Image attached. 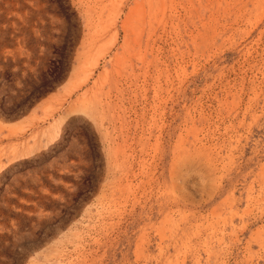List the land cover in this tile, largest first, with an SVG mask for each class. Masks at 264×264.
<instances>
[{"label":"rangeland","instance_id":"obj_1","mask_svg":"<svg viewBox=\"0 0 264 264\" xmlns=\"http://www.w3.org/2000/svg\"><path fill=\"white\" fill-rule=\"evenodd\" d=\"M0 264H264V0H0Z\"/></svg>","mask_w":264,"mask_h":264},{"label":"bare ground","instance_id":"obj_2","mask_svg":"<svg viewBox=\"0 0 264 264\" xmlns=\"http://www.w3.org/2000/svg\"><path fill=\"white\" fill-rule=\"evenodd\" d=\"M50 135H47L46 137H49ZM31 146V145H30ZM33 149V148H32ZM32 149H28L29 151H25L24 153H21V155H29V154H31L33 151H32ZM31 150V151H30ZM16 152V151H15ZM17 153V152H16ZM18 154V153H17ZM20 155V156H21ZM23 157V156H22Z\"/></svg>","mask_w":264,"mask_h":264}]
</instances>
